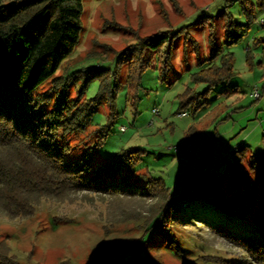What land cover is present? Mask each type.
I'll use <instances>...</instances> for the list:
<instances>
[{
	"label": "trees",
	"instance_id": "obj_1",
	"mask_svg": "<svg viewBox=\"0 0 264 264\" xmlns=\"http://www.w3.org/2000/svg\"><path fill=\"white\" fill-rule=\"evenodd\" d=\"M239 1L244 21H238L228 10L224 12L227 48L217 43L210 28V58L200 62L190 75L193 83L205 84L206 88L201 92L188 87L180 94L178 113L190 110L197 114L210 105L213 88L227 85L237 76L229 47L243 41L257 21V9L264 8V0ZM82 14L83 0H15L12 4L0 0V215L26 219L44 200L73 202L78 194H84L92 201L89 195H94L108 202L109 213L118 203L144 206L119 219H111L112 212L111 224L131 220L150 208L143 223L138 224L143 231L138 240L104 246L89 264H161L150 256L149 244L163 243L180 255L182 240L176 228L199 223L223 234L247 255L245 260L224 259L226 264H264V154L244 155L241 168L232 163L224 170L202 168L177 193L162 177L141 168L143 149L122 150L100 165L94 162L118 116L121 69L128 67L126 85L129 99L135 102L148 68L158 65L160 80L170 78L174 41L186 29L141 39L116 56L113 70L82 68L55 76L80 42ZM253 44L264 55V35L254 38ZM251 50L247 58L253 67ZM96 79L100 80L98 91L87 98ZM48 80L56 94L54 107L41 110L43 103H52L49 93L38 94ZM71 84L77 88L76 99L69 96ZM103 104L109 107L108 125L98 126L100 138L95 145L79 159H70L72 148L66 137L84 133ZM226 226L237 234L226 231ZM10 251L0 245V264H20Z\"/></svg>",
	"mask_w": 264,
	"mask_h": 264
},
{
	"label": "rangeland",
	"instance_id": "obj_2",
	"mask_svg": "<svg viewBox=\"0 0 264 264\" xmlns=\"http://www.w3.org/2000/svg\"><path fill=\"white\" fill-rule=\"evenodd\" d=\"M1 1L12 4L15 0ZM226 10L238 21H244L239 0H83L80 42L55 76L82 68L113 70L116 56L141 39L162 31L186 29L174 41V72L170 78L160 80L158 65L148 68L135 102L129 99L126 85L128 67L121 69L123 85L116 99L118 116L94 156L97 165L122 150L143 149L141 168L162 177L172 192L177 193L202 168L224 170L227 163L241 168L244 155L264 154V55L253 44L254 38L264 35V8L257 9V21L243 41L229 47L234 53L237 76L229 84L213 88L210 105L202 107L197 114L190 110L183 116L180 115L183 112L178 113L180 94L188 87L201 92L206 88L205 84L193 83L190 75L200 62L210 58L211 27L217 43L228 47L224 36ZM250 47L253 67L247 58ZM52 84L48 80L38 90V94L49 93L52 98L51 104L40 106L41 110L54 107L56 94L51 91ZM99 85L100 80H94L86 97L95 96ZM256 88L261 92L258 99L254 96ZM224 90L228 94H219ZM69 96L77 98L74 84L70 86ZM108 114L109 107L103 104L84 133L66 137L72 148L70 159H79L97 143L98 126L108 125ZM122 127L126 130L122 131ZM190 143L191 153L186 147ZM176 147H180L179 152H175ZM182 158H189L188 163L181 161ZM85 197L78 194L75 201L60 203L44 200L34 215L26 219L0 215V245L9 247L10 254L20 264H89L104 246L140 238L143 231L138 224L143 223L150 206L146 212L136 214L134 221L111 224L112 212L111 219H119L144 206L118 203L117 209L109 213L108 202L99 196L89 195L92 201ZM225 229L237 234L229 226ZM175 231L182 240L180 255L163 243L149 244L150 256L161 264H226L224 259L247 257L233 241L203 224L177 227Z\"/></svg>",
	"mask_w": 264,
	"mask_h": 264
},
{
	"label": "built area",
	"instance_id": "obj_3",
	"mask_svg": "<svg viewBox=\"0 0 264 264\" xmlns=\"http://www.w3.org/2000/svg\"><path fill=\"white\" fill-rule=\"evenodd\" d=\"M254 96L258 99L260 96H261V92H260V90L258 89V88H256L255 90H254ZM187 114V112H183V113H180V115L181 116H183V115H186ZM126 130V128L125 127H122V131H125ZM186 147H187V149L191 152L192 150V145H191V143L190 144H187L186 145ZM179 150H180V147H176L175 148V152H179ZM186 161H187V159H185Z\"/></svg>",
	"mask_w": 264,
	"mask_h": 264
},
{
	"label": "water",
	"instance_id": "obj_4",
	"mask_svg": "<svg viewBox=\"0 0 264 264\" xmlns=\"http://www.w3.org/2000/svg\"><path fill=\"white\" fill-rule=\"evenodd\" d=\"M185 159H187V161H186ZM188 159H189V158H182L181 161H185V162L188 163V161H189Z\"/></svg>",
	"mask_w": 264,
	"mask_h": 264
},
{
	"label": "crops",
	"instance_id": "obj_5",
	"mask_svg": "<svg viewBox=\"0 0 264 264\" xmlns=\"http://www.w3.org/2000/svg\"><path fill=\"white\" fill-rule=\"evenodd\" d=\"M261 24H262V22H261ZM263 62V61H262Z\"/></svg>",
	"mask_w": 264,
	"mask_h": 264
}]
</instances>
